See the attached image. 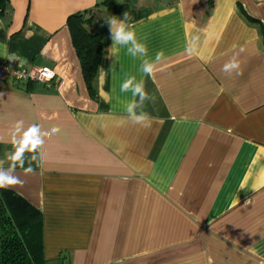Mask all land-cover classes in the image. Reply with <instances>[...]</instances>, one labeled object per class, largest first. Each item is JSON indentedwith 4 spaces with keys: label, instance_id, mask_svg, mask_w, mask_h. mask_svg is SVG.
Returning <instances> with one entry per match:
<instances>
[{
    "label": "crops",
    "instance_id": "crops-1",
    "mask_svg": "<svg viewBox=\"0 0 264 264\" xmlns=\"http://www.w3.org/2000/svg\"><path fill=\"white\" fill-rule=\"evenodd\" d=\"M99 1L8 0L0 18V62L55 74L0 79V170L18 122L59 128L7 187L41 214L44 264H264V0H116L126 9L91 25L103 55L89 87L66 21ZM125 12L147 57L110 54L106 19ZM235 54L241 75L224 70ZM129 75L155 99L121 92Z\"/></svg>",
    "mask_w": 264,
    "mask_h": 264
},
{
    "label": "trees",
    "instance_id": "trees-1",
    "mask_svg": "<svg viewBox=\"0 0 264 264\" xmlns=\"http://www.w3.org/2000/svg\"><path fill=\"white\" fill-rule=\"evenodd\" d=\"M7 3L8 0H0V18ZM105 8L113 14L124 11L126 5L116 0H101L91 10L71 14L66 21L89 87L103 55L101 35L91 25L95 14ZM42 247L40 212L13 190L0 188V264H44Z\"/></svg>",
    "mask_w": 264,
    "mask_h": 264
},
{
    "label": "clouds",
    "instance_id": "clouds-1",
    "mask_svg": "<svg viewBox=\"0 0 264 264\" xmlns=\"http://www.w3.org/2000/svg\"><path fill=\"white\" fill-rule=\"evenodd\" d=\"M105 11L107 9L105 8ZM130 16L127 12L124 13L123 20H117L115 18L106 19V23L110 25V34L112 39V46L110 49V54H113V50L116 49V46H120L122 48H126V52L128 55L132 57H147L148 49L146 44L138 41L136 37V33L131 30L128 21L130 20ZM87 29L88 26L85 25ZM238 54L233 55V57L224 65V70L228 72L230 75L235 72L237 75H241L240 71V62L238 60ZM164 58L163 51L157 52L155 56V60L144 59L140 65V71L146 76H151L154 70V67L157 63H159ZM136 77L134 75H129L120 85L121 92H128L131 90L132 95L134 97L139 96L140 104L143 103L146 99L155 98L150 96L146 91L145 83L141 80L139 83H135ZM137 103L134 101L133 103L128 105L127 112L131 115H135L134 109L137 107ZM150 115L148 113H141L138 116H135L134 122L136 124H140L142 126H149ZM148 121V123H145ZM59 131V128L53 127L50 130H42L41 126L38 124H32L27 128L23 127V122H18L15 127V135L13 136V148L14 151L7 158L12 161V164L9 170L4 171L0 170V188H7L11 186L24 184V181L20 180L19 177L12 175L11 173L17 167V162L21 168H24V153H38V150L45 142V137H48L52 134H55ZM18 136V138H17ZM33 160L36 159V155H33ZM34 171L31 164L29 167L24 168L25 175L30 174Z\"/></svg>",
    "mask_w": 264,
    "mask_h": 264
},
{
    "label": "built area",
    "instance_id": "built-area-1",
    "mask_svg": "<svg viewBox=\"0 0 264 264\" xmlns=\"http://www.w3.org/2000/svg\"><path fill=\"white\" fill-rule=\"evenodd\" d=\"M55 74L47 66L14 67L0 62V79H9L17 83H42L47 87L52 85Z\"/></svg>",
    "mask_w": 264,
    "mask_h": 264
}]
</instances>
